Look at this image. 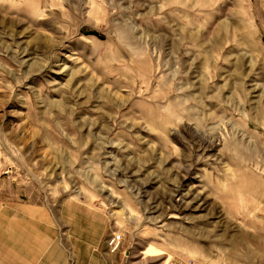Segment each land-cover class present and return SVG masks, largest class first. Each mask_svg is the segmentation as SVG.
<instances>
[{"label":"rangeland","instance_id":"rangeland-1","mask_svg":"<svg viewBox=\"0 0 264 264\" xmlns=\"http://www.w3.org/2000/svg\"><path fill=\"white\" fill-rule=\"evenodd\" d=\"M0 264H264V0H0Z\"/></svg>","mask_w":264,"mask_h":264},{"label":"crops","instance_id":"crops-1","mask_svg":"<svg viewBox=\"0 0 264 264\" xmlns=\"http://www.w3.org/2000/svg\"><path fill=\"white\" fill-rule=\"evenodd\" d=\"M18 246H19V245H17L16 248H17L18 251H19L20 248H19ZM7 247H8V245H7ZM11 248H12V247H11ZM18 251H10V250H7V251H6V255H7V257H8L9 259L13 260V259L16 258ZM15 255H16V256H15ZM5 258H6V257H5ZM16 260H17V259H16Z\"/></svg>","mask_w":264,"mask_h":264}]
</instances>
